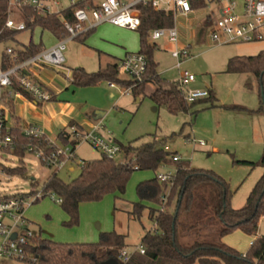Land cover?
Instances as JSON below:
<instances>
[{"label": "trees", "instance_id": "trees-1", "mask_svg": "<svg viewBox=\"0 0 264 264\" xmlns=\"http://www.w3.org/2000/svg\"><path fill=\"white\" fill-rule=\"evenodd\" d=\"M10 0H0V44L16 42L19 31L8 30L5 22L8 17ZM93 0L79 2L67 7L58 15H38L32 7L13 10V19L23 23L25 31L39 28L50 32L56 39L67 37L63 21L74 23L73 12L77 9L92 8ZM207 4H194L197 10L206 8ZM141 25L136 30L139 34L140 50L146 60L144 81L132 88L135 97L147 96L157 106H164L170 114L189 113L198 102L216 101L212 92L209 97L188 104L176 82L168 83L158 74V64L153 59L154 44L148 43L149 34L159 28H171L173 16L171 12L156 11L151 6H137ZM208 23V19H206ZM23 32V31H22ZM91 30L78 36L83 39ZM14 48V47H13ZM43 50L42 44L27 45L17 49L19 62L36 55ZM0 61L3 69L11 66L10 57L5 49L1 52ZM226 74H245L252 76L257 82V93L260 107L257 111L242 106H221L229 112L249 115L264 114V50L255 56H236L228 60ZM99 83H113L123 88L133 86L131 80L120 79L118 64L108 63L96 72H88L76 68L72 73V84L76 87H92ZM250 88L249 82L245 83ZM14 90H19L17 87ZM24 94V93H23ZM26 96V95H24ZM213 105V104H212ZM67 134L59 135L63 143L69 142ZM151 136L148 142L138 146L129 144L125 148V157L121 162L109 160L103 156L97 160L83 161L79 175L69 183L60 180L55 174L46 180L42 191L54 194L61 200L60 207L66 213V226L73 227L79 223L78 209L81 203L98 202L106 195L113 194L117 198L125 194L127 183L135 171L156 172L162 166L175 170L171 183L153 179L140 182L136 192L141 202L154 205L148 208V219L154 228L141 238L144 254L132 252L127 261L120 258L122 251L127 250L125 236L115 231L99 234L94 243H60L41 239L40 235L31 239L27 248L33 256V262L26 264H104L115 261L116 264H264V236L258 235L259 221L264 218V146L258 163L236 162L252 168L258 166L263 173L258 179L245 205L233 209L230 201L232 193L229 184L212 171L198 170L190 167L188 162H173L172 156L165 149L166 140ZM22 145L30 141L20 137ZM24 156L20 149L16 152ZM136 167V169H135ZM8 175H23L24 168L4 169ZM214 188L213 197L206 195L205 189ZM36 191L32 190L33 194ZM166 196L163 205L161 197ZM42 197V198H43ZM35 202H38L36 200ZM164 207L162 210L160 207ZM146 209L141 203L132 204L130 216L139 219ZM235 230L253 238L246 254H241L222 242V238Z\"/></svg>", "mask_w": 264, "mask_h": 264}, {"label": "rangeland", "instance_id": "rangeland-1", "mask_svg": "<svg viewBox=\"0 0 264 264\" xmlns=\"http://www.w3.org/2000/svg\"><path fill=\"white\" fill-rule=\"evenodd\" d=\"M57 1L60 3L58 10L66 9L70 4L69 0ZM235 1L241 2V0ZM207 10L198 11L188 18L178 17L175 19L176 22L173 20V26H177L179 30L178 42L174 44L166 39L156 41L153 59L158 64L157 70L160 77L166 82L174 83L180 72L187 71L196 78L195 84L190 88L208 89L214 94L216 101L198 102L189 113L173 115L164 106H157L147 96H142L141 103L136 105L132 94L129 93L120 96L123 100L119 103L117 110L115 109L106 116L105 127L124 147L129 144L138 146L148 142L151 136L159 139L168 138L165 144L166 151L177 154L181 161L188 162L194 169L212 171L221 177L229 184L232 193L231 207L240 209L245 205L248 195L261 177L263 170L258 166L252 168L236 162H259L264 146V114L254 117V115L229 112L221 108V106H242L248 110L257 111L260 107L256 80L251 76L256 85L250 87L251 89L246 88L244 76L226 74L225 69L228 56H232L229 55L230 53L241 54L235 56H255L261 48L264 49V40L214 46L208 37L209 30L201 26L195 28L193 36L187 33L181 34L180 31L184 24L187 26V24L200 22ZM13 14L12 10L11 17ZM216 18L215 16L213 19ZM100 31L105 34H101ZM40 32L39 28H35L32 32H21L17 35L16 42L9 44L12 46L27 45L32 40L34 44H42L49 48L53 40L50 33L45 31L40 39ZM85 44L100 54L102 67L107 57L114 58L113 62L119 65L126 54H135L140 50L138 32L119 27L96 29L87 36ZM78 46L79 44L74 42L69 45L68 50H74ZM189 46V59L184 60L177 69L175 67L177 61L172 58L171 53ZM6 47L7 44H0V55ZM66 58L65 55L67 61ZM82 62L84 66L80 68L86 71L98 70V56L95 58L84 56ZM64 66L67 67L66 64ZM63 74L55 81L58 89L65 91L69 87L87 88L74 86L69 71ZM119 76L120 79L130 80L122 72H119ZM115 92L118 94L117 89ZM23 103V101L18 102L20 110ZM53 104H45L44 107L48 108ZM155 105L159 110L154 109ZM53 124L55 128L46 131V135L51 139L57 136L56 129L59 126V123L54 122ZM188 134L190 140H195L197 143L202 142L204 145L201 147L187 143ZM56 144L59 148L66 149L67 145L61 140L57 139ZM75 154L78 157L77 160L67 164L56 174L65 183L71 182L79 175L82 160H90L97 156L96 150L86 144L77 145ZM18 158L7 154L0 155L1 197L16 193H29L32 190L40 192L46 180L51 176V173L43 168L33 156L25 155L18 156ZM122 160L121 156L115 159L116 162ZM17 167L24 168L25 173L8 175L4 170ZM70 167H73V171H69ZM169 169L173 171L172 167ZM162 171L159 169L157 173ZM155 176L156 172L152 171L133 172L122 197L123 201H115L116 196L109 194L98 202L81 203L78 209L79 223L73 227L66 226L68 217L60 204L56 202L58 197L49 193L38 202H33L25 210L24 218L29 222L35 237L40 235L41 239L60 243H94L98 241L100 232L115 231L125 236L127 251L132 253L139 247L144 234L154 228L153 222L148 219V208H153L154 205L147 201L141 202L136 188L140 182L151 180ZM205 192L208 197L212 198L214 188L208 186ZM136 203H141L146 208L139 219L131 218L127 214L132 208L131 205ZM258 231L260 236H264V218L259 221ZM238 233L242 235L241 238L234 233L229 236L235 240L237 247H243L252 237L241 231ZM246 248L244 254L248 252L250 244ZM233 249L243 254L239 249ZM8 264L26 263L11 260Z\"/></svg>", "mask_w": 264, "mask_h": 264}, {"label": "built area", "instance_id": "built-area-1", "mask_svg": "<svg viewBox=\"0 0 264 264\" xmlns=\"http://www.w3.org/2000/svg\"><path fill=\"white\" fill-rule=\"evenodd\" d=\"M86 0H69L71 7ZM206 3L208 19L209 40L215 46H223L234 43H254L264 40V0H100L92 8L77 9L73 12L74 23L63 21V27L67 37L58 40L53 46L43 49L36 55L25 61L19 62L17 50L13 47H6L5 51L10 57L11 66L3 69L0 61V155H11L18 158L16 152L20 149L25 155L33 156L38 163L51 174H57L69 163L77 160L75 148L79 144H86L99 152L101 156L114 160L119 156L124 160V146L112 142L110 133L104 134V126L99 122L83 131L77 127H69V144L66 149L57 146V138H49L46 133L37 125H29L24 128H14L8 121V107L5 103L11 99L27 97L36 103L45 104L52 100V95L47 92L34 78L31 70L49 68L54 70L64 69L65 52L69 45L78 36L103 24H111L119 28L136 31L141 25L139 13L136 7L151 6L156 11L171 12L173 20L176 18H188L196 13L195 3ZM59 2L57 0H10L8 4V17L5 28L14 31H25L23 23H17L12 17V10L32 7L38 15H58ZM216 19H213L214 17ZM206 21V20H205ZM176 22V21H175ZM166 39L176 44L179 39L177 26L171 28H159L149 34V43ZM189 47L177 49L171 53L179 69L182 62L189 59ZM119 72L125 74L133 82L128 88L118 87L116 84L108 83L109 88H118L120 95H127L132 88L144 81L146 72V60L142 54H127L118 65ZM195 76L182 71L176 80L177 87L184 100L188 104L203 100L209 97L207 89H191L195 82ZM17 87L19 90H14ZM24 93V94H23ZM20 137L29 139V143L22 145ZM194 146H203L202 142L186 140ZM70 145V146H69ZM19 159V158H18ZM23 159V158H22ZM21 159V160H22ZM173 162L181 161L178 155L172 156ZM83 161H81V166ZM1 166V165H0ZM136 169V167H135ZM162 172L156 173L160 182L171 183L175 170L171 171L167 166H162ZM44 196L43 191H36L35 194L16 193L11 196H0V259H7L20 262H33V256L27 248L31 239L35 238L29 222L24 218L25 210L36 200ZM166 196L161 197L163 205L166 203ZM61 203V200H57ZM164 207H160L162 210ZM144 247L139 245L134 252L144 254ZM131 256L127 250L120 254L125 262Z\"/></svg>", "mask_w": 264, "mask_h": 264}, {"label": "crops", "instance_id": "crops-1", "mask_svg": "<svg viewBox=\"0 0 264 264\" xmlns=\"http://www.w3.org/2000/svg\"><path fill=\"white\" fill-rule=\"evenodd\" d=\"M119 1L127 2L128 0H119ZM99 2H100V0L98 2L93 0L94 5H97ZM59 5H60V3H59ZM207 8H210V7H207ZM207 8L197 10L196 13L198 11H201V10H206ZM63 10L64 9H61V11H63ZM206 17H207V15L205 14L204 17L202 18V20L196 24H187V26H185V24H184L183 27L181 28V31H180L181 34L187 33L188 35L193 36L194 32H195V28L197 26H201L202 28L207 30L208 29V23L205 21ZM104 27H116V26H113L111 24H106V25L103 24V25H100V26L92 29L91 32L96 30V29H100V28H104ZM44 32L45 31L41 30L40 39L42 38V35ZM46 32H48V31H46ZM100 32H101V34H105L103 31H100ZM48 33H50V32H48ZM50 35H51L53 40H52L49 47L53 46L58 41V39H56L51 33H50ZM87 36L84 37L83 39L82 38L76 39L72 42V43L75 42V43L79 44V46L77 48H75L74 50H70V49L66 50L65 55L67 57L66 58L67 61L65 60V64L67 67L64 66V69L54 70V69H49V68H40V69L31 70V72L33 73V78L47 92H49L52 95V100L48 103H45V104H49V103H54V104L50 105L48 108H46V107H44L45 104L36 103L35 101H33L27 97H24V96L19 98V99L8 100L5 103V105L8 107V110H9L7 117H8L9 123L14 128H24V127H27L29 125H37L40 128H42L45 133H47L46 131L48 129L51 131L52 129L55 128L53 123L56 122V123H59L58 129H56V131H57L56 138L59 140H61L59 138V135L68 134L69 127H72V126L77 127L83 131H86V130L90 129V127L92 125L100 122L104 126V130H103L104 134L109 132L105 127V120H106L105 118L109 113H112L115 109L117 110L119 107V103H121L123 100L120 98L121 95L119 94V91H118V94L115 92V90L116 89L118 90V88H109L108 83H99L96 86L87 87V88L69 87V88H66L65 91H63L61 89H58V87L55 84V81L60 79L61 75H64L63 72H65V71H69V73L71 75V80H72L73 70L76 68H80L81 66H84V63L82 62V59L84 56H91L94 58L98 56V61H99L98 70L101 68H104L108 63H114L113 62L114 58L107 57V59L104 61V66L102 67L101 66V59L102 58L100 57V54H98L96 52V50H94L90 47H87V45L85 44ZM8 46L14 47V49L17 50V49H20L23 46V44L12 46L8 43L7 47ZM189 48H190V46H189ZM43 49H46V47L43 46ZM263 50L264 49L261 48L259 52H261ZM229 55H232V56H228L227 60H229L232 57H236L235 55H241V54L230 53ZM98 70H89L88 72L92 73V72H96ZM241 76H244L245 82L250 83L251 88L254 84L256 85V82L253 81V78H251L250 75L241 74ZM194 84H195V82L192 83L191 85H194ZM117 86L120 87L119 85H117ZM209 92H211V91H209ZM131 94H132V92H131ZM83 96H84V98H82ZM132 96L135 100L134 104L139 105L141 103V97H135L133 94H132ZM19 101L24 102L21 110L18 108V102ZM154 109L156 111L159 110V108L156 105H155ZM262 115L263 114H258V115L256 114V115H254V117L255 116H262ZM109 138L112 142L119 144V142L113 137V135L111 133H110ZM187 139H190L189 134L187 135L186 140ZM69 143L70 142H67L66 144H69ZM175 155H177V154H175ZM76 157H77V155H76ZM99 158H101V154L99 152H97V156H94V158H91L90 160H82V161L97 160ZM69 171H73V167H70ZM122 197L123 196L118 197V198L116 197L115 201H123ZM131 207H132V205H131ZM130 212H131V210L129 212H127V214H129ZM129 218H130V216H129ZM238 232H240V231L235 230L232 233L236 234L237 237L241 238L240 236H242V235H240ZM100 233H103V232H100ZM259 234L260 233L258 231V235ZM92 239H95V238H92ZM242 239L247 241V239H245L244 237H242ZM252 241H253V238H250V239H248V242H246V244L243 247H241V246L237 247L235 240L232 237H230L229 235L222 238V242L224 244H226L229 247L237 248V250L239 249L240 251H242L243 254H244L245 250L247 249L246 247L249 244L251 245ZM8 261H11V260L0 259V264H8Z\"/></svg>", "mask_w": 264, "mask_h": 264}, {"label": "water", "instance_id": "water-1", "mask_svg": "<svg viewBox=\"0 0 264 264\" xmlns=\"http://www.w3.org/2000/svg\"><path fill=\"white\" fill-rule=\"evenodd\" d=\"M33 180V179H32ZM104 264H116V262L115 261H108V262H106V263H104Z\"/></svg>", "mask_w": 264, "mask_h": 264}]
</instances>
